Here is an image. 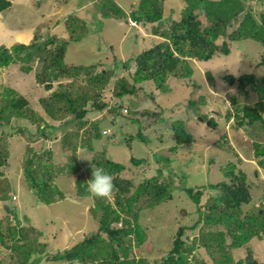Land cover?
Instances as JSON below:
<instances>
[{"label": "rangeland", "instance_id": "374dc122", "mask_svg": "<svg viewBox=\"0 0 264 264\" xmlns=\"http://www.w3.org/2000/svg\"><path fill=\"white\" fill-rule=\"evenodd\" d=\"M9 1L13 7L0 14V46H6L11 52L12 47L18 44L31 45L39 42L44 45L49 37L73 40L68 30L70 27L66 26L68 19L69 24L75 23L87 36L80 42L71 41L66 54L65 67H79L81 75L78 77L52 75L50 71L45 73L46 63L39 57L0 69V93L5 88L15 90L29 102L27 109L32 112L31 121L15 118L8 127L0 123V146L8 155L6 166L0 168L4 173L0 177V232L6 235L7 246L14 244L13 239H10L11 228L33 229L35 231L30 232V237L38 239L39 244H46L45 254L35 256V260L40 261L39 264H70L67 261H55L53 257L72 249L99 230L93 211L95 198L80 197L77 191V180H90V174L86 170L96 156H105L125 166L123 176L133 181L132 192L145 180L156 176L159 170L164 172V181L174 182L177 188L172 201L148 206V197L144 195L136 205L141 207L138 223L148 235L146 242L140 247L136 246L134 236L130 239L133 254L137 259L144 260L145 264H164V257L172 250L177 230L181 226L192 228L200 219L197 206L182 188L203 190L210 185L226 182L223 171L228 169V162H235L248 175L253 201L251 205L244 206L243 210L250 212L258 208L257 204L264 205V157H257L256 153L257 144L263 146H258V149L264 148V128L262 123H257L254 127L246 124L238 128L234 117L237 112L242 115L246 107L257 108L260 99L254 89L246 87L243 91L238 84L232 86L225 79L227 76L238 79L243 74L264 77V67L259 65L264 57L262 44L253 40L239 41L231 44L229 56L218 54L206 63L194 61L199 71L190 80L170 84L172 91L166 94L158 91L153 83H148L136 95L118 98L114 94L118 80L125 78L133 83L135 67L130 63L142 52L164 42L165 38L161 34L168 32L174 22L181 20L186 0H161L164 10V20L161 22H137L132 18V13L137 12L142 0H115L126 12V19L118 16L106 18V11L98 10L103 0ZM247 7L254 12H263L264 2L247 0ZM74 13L78 14L77 22L69 17V14ZM85 18L90 20L88 29ZM157 27L160 34L156 35ZM99 35L104 39V45L101 44ZM219 40L221 44L222 39ZM99 63L97 72L109 69V72L113 71L110 83L97 97V102L106 105V108L99 111L93 103H88L83 107L88 114L83 121H78L76 114L82 109L76 107V114H67L66 102L56 98V95L62 92L67 94V88L71 92H95L100 87L91 83L85 72ZM115 65L119 70L115 69ZM27 66L32 68L29 73L22 71ZM49 85L51 88L47 90ZM1 98L0 96V105L3 101ZM44 100L48 103L45 104ZM56 100L63 101L61 108L55 105ZM190 101L198 104L191 107ZM46 105H51L54 114L64 116V119H50ZM132 106L133 109L137 107L138 112L149 110L154 113L155 116L148 121L156 119L157 123L148 129L144 127L146 123H134L133 119L132 121L127 117ZM211 120L216 123L215 129L208 124ZM44 122L52 124L56 129L46 131ZM177 122L192 134L193 143L191 146L185 145L183 151L180 149L174 154L172 149L177 143L173 124ZM104 132H108V135H104ZM140 132L142 133L139 134ZM96 133H100V138ZM67 140L78 146L76 154L67 150ZM89 140L91 149L87 148ZM28 149L39 155L46 151L52 153V170L57 174L54 185L64 195L63 198H58V202L50 205L40 202L28 186L23 170ZM30 156L35 159L36 164L38 157L48 159V156ZM73 156L77 158L79 172L74 175L62 173L73 163ZM132 158L144 160L145 163L136 168L131 163ZM203 163L206 168H203ZM221 193V190L208 189L207 196L202 198L201 208H205L207 201ZM108 202L115 204L113 195L108 198ZM133 218L130 217L131 221ZM116 226L121 228L124 225L119 221ZM37 232L42 235L37 237ZM206 233L207 229L203 224L194 231H188L187 241L195 246L190 259L194 263L201 260L205 264H216L202 243V236ZM230 242L228 240V244ZM24 243L23 240L19 242L20 245ZM249 250H252L258 262L264 264V240L260 238H254L241 249H232L229 261H245ZM216 255L215 258L222 256L220 253ZM0 261L4 264H20L15 250L2 244Z\"/></svg>", "mask_w": 264, "mask_h": 264}, {"label": "trees", "instance_id": "16d2710c", "mask_svg": "<svg viewBox=\"0 0 264 264\" xmlns=\"http://www.w3.org/2000/svg\"><path fill=\"white\" fill-rule=\"evenodd\" d=\"M186 1L187 5L182 10L181 20L174 22L168 32L161 34L165 38L164 42L142 52L130 63L134 64L133 66L135 67L132 75L133 83H130L125 78L119 79L114 91L115 96L123 98L125 96L136 95L141 88L145 89L144 87L148 83H153L158 91L166 94L172 91L170 84L185 79L190 80L199 71L194 65V61L206 63L218 54L229 56L231 54V44L239 41L253 40L264 46V10L263 12H254L247 7L246 0ZM262 1L264 2V0ZM12 7L11 1L0 0V14ZM98 7V10L102 12L106 11L104 12L106 18L118 16L121 19H126L127 17L126 12L118 6L115 0H103ZM136 11L132 13V18L137 22H143L144 20L161 22L164 20V10L161 0H142ZM173 12L174 10L171 11V13ZM77 15L76 13L74 15L69 14V17L77 22L79 20ZM68 20L66 26L70 27L67 28L73 36V40L80 42L87 36V33L84 31V34L75 23L69 24ZM88 22L90 20H86L85 18L86 29L89 28ZM125 24L128 25L129 23L125 22ZM96 31L97 29L95 28L94 32ZM155 33L156 35L160 34L158 27ZM99 34L101 33L99 32ZM99 38L101 44L104 45L105 42L102 36L99 35ZM219 39H222L221 44H219ZM73 40L70 38V40L66 41L56 36L49 37L44 45L39 42H34L31 45L18 44L12 47V52L10 51L11 49L2 45L0 46V69L8 68L10 65L16 64V62H29L39 57L46 63L45 73L50 71L52 75L63 76L67 74V77H78L81 75L79 67H65L66 54ZM23 53H25L24 56H22ZM99 65L100 63L92 65L85 72L89 75L90 82L100 87L95 92L92 94L89 90L71 92L67 88V94L62 92V94L56 95V98H60L66 102L67 114L74 112L76 114V107L82 109L79 114H76V120L78 121L84 120L88 114V111L83 108L88 103H93V106L99 111L106 108V105L97 102V97L100 95V91L105 89L110 83L113 71L109 72V69L97 72L96 69ZM259 65L260 67H264V57H262ZM115 66L117 67L115 69L119 70V67ZM22 71L29 73L32 71V68L31 66H27L22 68ZM37 78L39 79V76ZM225 79L232 86L238 84L239 88L243 91L246 87L254 89L260 99L257 108L246 107L243 109L242 115L238 112L234 114L237 120V127L241 128L246 124L254 127L257 123H262V127L264 128V77L259 78L254 74H243L238 79L234 76H227ZM94 85L93 87H95ZM50 88V85L46 87L47 90ZM93 94L94 96H92ZM0 96L3 100L0 105L1 125L8 127L13 123L15 118L31 121L32 112L27 109L29 102L23 96H19L11 88H5L0 93ZM61 100L54 101L55 105L60 108L63 104ZM95 101L97 104H95ZM44 102L45 104L48 103L47 100H44ZM197 104L198 102L196 101L189 102L191 107ZM45 107L49 118L53 121L64 119V116L60 117L54 114L55 112L51 105H46ZM152 116H155V114L149 110L138 112L137 107L133 109V106L130 108V113L127 114V117L130 120L133 119L134 123L140 125L146 123L144 127H147V129L157 123L156 119L148 121ZM230 118L231 115L229 114L228 120ZM162 119L164 118L162 117ZM44 123L46 131H54L56 129L52 124ZM210 127L212 129L217 127L216 123L212 120L210 121ZM173 128L177 144L172 151L176 154L180 149L183 151L182 148L185 145L191 146L193 137L179 122L175 125L173 124ZM40 132L48 137L42 129H40ZM95 135L100 138V133H96ZM87 145L88 149L92 148L90 140L87 142ZM258 146L260 145L257 144L256 146L257 157H264V148L258 149ZM68 149L73 154H76L78 146L68 143L67 140ZM189 151L191 152L192 150ZM26 152L28 153V157L25 156L23 170L28 186L37 195L40 202L46 205L58 202V198L61 199L64 195L54 185L57 174L52 170V153L46 151L42 155H39L32 149H28ZM29 154L33 156H48V159L43 160L41 157H38V164H36L35 159ZM7 156L5 149L0 146V168L6 166ZM73 157V163L68 166L69 169L61 171L62 173L74 175L79 172L80 166H78L76 161L77 158L76 156ZM131 163L136 168H139L142 167L145 161L132 158ZM227 165L228 169L225 168L223 172L228 182L210 185L207 189L203 190L182 188L188 195V198L197 206L198 213L202 214H200L199 221L192 228L181 226L177 230L172 250L164 257V264H205L201 260L194 263L190 259L195 246L190 245L187 241L188 231H194L202 224L207 229V233L202 236L203 246L211 257L214 258L216 264H262L254 257L252 250L248 251V257L245 261H229V253H231L232 249H241L254 238L264 237V206L261 205L250 212L243 210L244 206L251 205L253 201L248 175L243 169H239L240 167L233 161L228 162ZM94 169H103L112 176L114 184L112 195L115 198V204L109 203L108 198L97 197L91 193L88 189V181L77 180L78 196H93L96 200L93 211L98 221L99 230L91 237L75 245L72 249L55 255L53 260L67 261L70 264L75 262L77 264H145L144 260L137 259L133 254V245L130 239L134 236L137 241L136 246L140 247L146 242L148 235L138 223L141 207H137L136 205L144 195L148 197V206L172 201L174 198L173 193L177 189L174 182L166 183L165 179H163V170H159L156 176L145 180L138 189L132 192L134 188L133 181L124 178L123 174L126 168L121 163L107 159L105 156L101 158L96 156L92 161V165L86 170L90 174V180L92 179ZM3 174L0 171V177ZM173 175L177 176L176 174ZM208 189L212 191L221 190L222 193L207 201L206 207L204 206L205 208L202 209V198L207 196ZM131 216L134 217L133 221L130 219ZM119 221L125 227L118 228L116 225ZM10 230H12L10 239H13L11 240L14 241V244L7 246L6 235L2 232H0V244L7 248H13L19 255L20 264H39L40 261L35 260V256L38 257L45 254L46 244H39L38 239L30 237V232H34L35 230H26L23 227L18 229L11 228ZM41 235L37 232V237ZM127 238L129 241H126ZM21 240L25 241L23 245L19 244ZM228 240L231 241L230 244H228ZM217 253L222 254V256L215 258ZM0 264H4V262L0 261Z\"/></svg>", "mask_w": 264, "mask_h": 264}, {"label": "clouds", "instance_id": "9594fccd", "mask_svg": "<svg viewBox=\"0 0 264 264\" xmlns=\"http://www.w3.org/2000/svg\"><path fill=\"white\" fill-rule=\"evenodd\" d=\"M104 135H108V132H104ZM88 189L97 197L110 198L114 191L113 178L103 169H94L92 179L88 181ZM259 204H257L258 208L262 205ZM260 239L264 240V237Z\"/></svg>", "mask_w": 264, "mask_h": 264}, {"label": "bare ground", "instance_id": "6f19581e", "mask_svg": "<svg viewBox=\"0 0 264 264\" xmlns=\"http://www.w3.org/2000/svg\"><path fill=\"white\" fill-rule=\"evenodd\" d=\"M247 1V0H246ZM244 11V10H243ZM228 28V27H227ZM62 143V142H61ZM229 177V176H228ZM228 182V181H227ZM200 214H202V213H200ZM249 223V222H248ZM135 234V233H134ZM130 235H131V233H130ZM139 238V237H138ZM145 247V246H144ZM226 252V251H225ZM227 253V252H226ZM244 261V260H243ZM164 263V262H163Z\"/></svg>", "mask_w": 264, "mask_h": 264}, {"label": "crops", "instance_id": "0c3cea01", "mask_svg": "<svg viewBox=\"0 0 264 264\" xmlns=\"http://www.w3.org/2000/svg\"><path fill=\"white\" fill-rule=\"evenodd\" d=\"M206 167H207V166H205V164L203 163V168H206ZM255 239H257V238H255ZM253 240H254V239H253ZM253 240H252V241H253Z\"/></svg>", "mask_w": 264, "mask_h": 264}, {"label": "water", "instance_id": "95a60500", "mask_svg": "<svg viewBox=\"0 0 264 264\" xmlns=\"http://www.w3.org/2000/svg\"><path fill=\"white\" fill-rule=\"evenodd\" d=\"M210 125V123H208Z\"/></svg>", "mask_w": 264, "mask_h": 264}]
</instances>
